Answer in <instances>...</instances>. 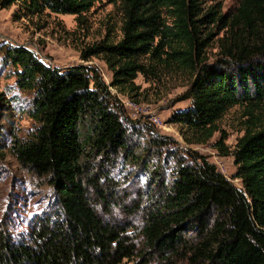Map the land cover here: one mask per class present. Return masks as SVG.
Returning <instances> with one entry per match:
<instances>
[{
  "label": "trees",
  "instance_id": "trees-1",
  "mask_svg": "<svg viewBox=\"0 0 264 264\" xmlns=\"http://www.w3.org/2000/svg\"><path fill=\"white\" fill-rule=\"evenodd\" d=\"M99 1L1 0L0 9L17 2L24 17L72 15L78 26ZM110 2L121 13L118 39L85 48L79 59L99 58L109 87L121 93L155 67L188 74L182 99L190 104L169 123L189 145L205 144L222 114L242 107L247 120L230 154L241 189L192 154L177 158L169 180L162 167L151 170L142 160L154 183L149 199L131 207L110 201L114 185H103V169L120 153L132 154L120 110L96 70L50 68L28 49L0 45L17 89L31 94L27 113L35 124L25 139L13 140L11 153L45 178L55 207L17 235L10 221H0V264H264V0H237L226 20L212 9L202 13L201 0ZM214 22L224 32L219 58L209 64L203 29ZM222 140L215 147L227 156ZM164 142L150 139L152 146ZM94 160H101L96 167ZM117 210L122 218L112 216ZM136 214L140 223L132 227L126 219Z\"/></svg>",
  "mask_w": 264,
  "mask_h": 264
},
{
  "label": "rangeland",
  "instance_id": "rangeland-1",
  "mask_svg": "<svg viewBox=\"0 0 264 264\" xmlns=\"http://www.w3.org/2000/svg\"><path fill=\"white\" fill-rule=\"evenodd\" d=\"M236 8L237 0H201L202 13L212 9L216 17L224 20ZM17 9V2L0 9V45L28 49L50 68L64 70L79 65L94 68L120 110V120L128 131L127 155L132 156L127 158L120 153L111 168L103 169L107 176L103 178L104 182L102 180L103 185L107 182L114 185L113 190L108 191L110 201L131 207L132 202L144 203L149 199L154 183L151 175L143 173L142 160L151 170L162 167V178L169 180L177 158L185 160L192 154L204 158L235 188L241 189L239 180L233 178L235 167L230 154L236 140L242 136L247 120L242 107L226 110L215 122L217 131L205 144L189 145L182 139L178 125L169 123L174 112L184 110L190 104L189 100L182 99L191 80L188 74L155 67L153 74L147 71L144 76L136 75L133 88L121 93L109 87L111 74L99 58H89L86 62L79 59L85 48L103 40L118 39L121 25L118 2L101 0L94 3L82 15L78 26L72 15L45 11L38 17H24ZM203 32L210 34L204 49V58L210 64L219 58L218 40L224 29L214 22L205 25ZM148 65L144 63L145 68ZM30 99V93L17 89L14 69L0 58V221L11 222L9 229L13 235L23 233L30 221L55 209L53 194L45 178L21 166L11 153L13 140L25 139L35 128L27 113ZM155 137L164 138V145L152 146L150 139ZM222 138L227 156H222L215 147ZM100 161L91 163L95 162L96 167ZM112 216L122 218L123 213L117 210ZM126 220L136 227L140 215Z\"/></svg>",
  "mask_w": 264,
  "mask_h": 264
},
{
  "label": "bare ground",
  "instance_id": "bare-ground-1",
  "mask_svg": "<svg viewBox=\"0 0 264 264\" xmlns=\"http://www.w3.org/2000/svg\"><path fill=\"white\" fill-rule=\"evenodd\" d=\"M129 106V105H128Z\"/></svg>",
  "mask_w": 264,
  "mask_h": 264
}]
</instances>
